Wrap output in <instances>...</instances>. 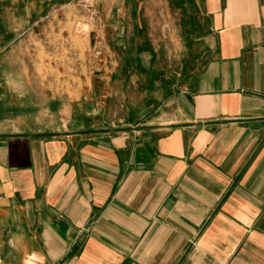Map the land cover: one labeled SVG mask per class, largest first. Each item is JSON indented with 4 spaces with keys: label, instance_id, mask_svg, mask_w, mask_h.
<instances>
[{
    "label": "crops",
    "instance_id": "crops-1",
    "mask_svg": "<svg viewBox=\"0 0 264 264\" xmlns=\"http://www.w3.org/2000/svg\"><path fill=\"white\" fill-rule=\"evenodd\" d=\"M67 1L0 0V264H264V0H100L70 51Z\"/></svg>",
    "mask_w": 264,
    "mask_h": 264
},
{
    "label": "rangeland",
    "instance_id": "rangeland-1",
    "mask_svg": "<svg viewBox=\"0 0 264 264\" xmlns=\"http://www.w3.org/2000/svg\"><path fill=\"white\" fill-rule=\"evenodd\" d=\"M64 6L67 7L61 9L62 13L57 14L56 18L52 19V21L56 20L57 22L68 23V29L64 31L68 39V50L70 51L71 49L70 37L73 38L75 36H78L77 38L82 41L83 48L87 45L89 46L90 42L87 38L92 31V25L95 23L101 25L105 21L100 11V0H68ZM38 34L43 37V32L42 34ZM88 51L93 56L102 54L101 49L95 46L91 47ZM68 63L72 65L70 62ZM69 81H71L69 85L75 84V79H69Z\"/></svg>",
    "mask_w": 264,
    "mask_h": 264
}]
</instances>
